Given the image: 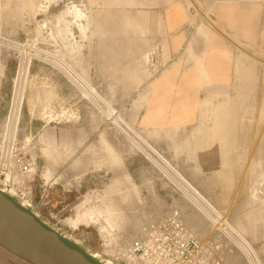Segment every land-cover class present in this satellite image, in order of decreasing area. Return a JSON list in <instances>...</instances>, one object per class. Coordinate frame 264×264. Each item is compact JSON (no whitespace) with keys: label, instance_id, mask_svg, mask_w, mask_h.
I'll return each instance as SVG.
<instances>
[{"label":"crops","instance_id":"obj_1","mask_svg":"<svg viewBox=\"0 0 264 264\" xmlns=\"http://www.w3.org/2000/svg\"><path fill=\"white\" fill-rule=\"evenodd\" d=\"M79 6L72 4L71 11ZM83 6V23L74 15L69 21L74 33L55 34L66 46L70 74L80 76L93 98L98 91L121 123L143 131L170 160L185 157L188 169L214 167L221 149L207 139L238 138L237 130L224 135L206 128L221 100L230 99L232 122L244 119L239 116L246 108L247 122L264 123V0H85ZM12 64L0 43V110ZM39 75L60 99L57 71L40 66ZM43 93L46 103V88L40 99ZM104 123L88 109L81 119L36 128L38 160L51 181L68 184L121 163L122 135ZM247 136L260 139L258 153L264 154V125L262 133ZM149 179L151 185L158 180Z\"/></svg>","mask_w":264,"mask_h":264},{"label":"rangeland","instance_id":"obj_2","mask_svg":"<svg viewBox=\"0 0 264 264\" xmlns=\"http://www.w3.org/2000/svg\"><path fill=\"white\" fill-rule=\"evenodd\" d=\"M84 3L85 0H0V43L13 60L9 91L0 110V137L4 135V127L15 130L16 153L31 162L23 183L13 184L14 190L23 193L30 202L46 199L41 198L44 189L47 196L53 190L69 194L66 201L53 208L45 207L42 213L74 237L89 239L96 252L121 264H126L122 248L140 240L147 229L174 210L179 211L200 240L219 243L222 264H264V154L258 153L263 150L258 146L260 139L247 136L262 133L264 123L247 122L246 108L239 116L244 119L232 122L230 99L221 100L214 106L215 115L205 123L206 128L224 135L239 130V138L207 139L218 151L221 149L212 169H188L185 157H181L183 162L170 160L143 131L121 123L98 91L93 98L82 87L80 76L70 74V57L62 52L65 47L61 38L56 41L55 34L74 33L69 21L74 15L83 23ZM72 4L80 5L77 12L71 11ZM7 21L13 24H6ZM27 61L28 72L16 80L20 64L25 67ZM54 62L58 69L53 68ZM45 65L59 74L60 99L52 97L49 82L40 80L39 68ZM16 87L23 95L17 119L12 110ZM45 88L46 103L44 93L40 99V90ZM88 109L103 117L107 129L122 135L121 163L90 171L68 184L54 183L38 160L34 144L36 128L49 120L63 123L81 119ZM248 142L252 144L250 147ZM231 149L236 152H227ZM221 162L223 169L219 168ZM151 177L158 178L157 184H150ZM198 205L203 206L201 210ZM88 211L100 220L94 222L97 219L93 217L90 222L82 220L73 226L78 215ZM82 229L93 234L75 235Z\"/></svg>","mask_w":264,"mask_h":264},{"label":"water","instance_id":"obj_3","mask_svg":"<svg viewBox=\"0 0 264 264\" xmlns=\"http://www.w3.org/2000/svg\"><path fill=\"white\" fill-rule=\"evenodd\" d=\"M53 200L30 202L0 186V264H121L46 217L42 211Z\"/></svg>","mask_w":264,"mask_h":264},{"label":"built area","instance_id":"obj_4","mask_svg":"<svg viewBox=\"0 0 264 264\" xmlns=\"http://www.w3.org/2000/svg\"><path fill=\"white\" fill-rule=\"evenodd\" d=\"M15 141L16 131L11 128L7 133L4 127L0 137V186L4 188L23 183L31 166L30 159L16 153ZM45 197L46 189L41 193ZM219 248L216 240H200L174 210L147 229L140 240L126 244L122 254L126 264H222Z\"/></svg>","mask_w":264,"mask_h":264},{"label":"bare ground","instance_id":"obj_5","mask_svg":"<svg viewBox=\"0 0 264 264\" xmlns=\"http://www.w3.org/2000/svg\"><path fill=\"white\" fill-rule=\"evenodd\" d=\"M60 27V26H59ZM66 29V28H65ZM61 30H63V29H61ZM68 31V30H67ZM58 33H60V32H58ZM64 37H66V36H64ZM67 41V40H66ZM70 41V40H69ZM63 43V42H62ZM66 47V46H65ZM147 60V59H146ZM22 62V61H21ZM28 61H27V63H26V66L24 67V65L21 63L20 64V67H19V70H18V78L16 79V80H20V78H23V75L24 74H26L27 72H28ZM22 76V77H21ZM21 96H23L22 95V93L21 92H18L17 91V87H16V89H15V95H14V103H13V107H12V110L15 112V115H16V119H17V117H18V112H19V109H20V104H21ZM232 112V111H231ZM235 112V111H234ZM243 122V121H242ZM224 125V124H223ZM237 125V124H236ZM239 125V124H238ZM231 127V126H230ZM236 127V126H235ZM7 128V127H6ZM233 128V127H232ZM238 129V128H237ZM243 129V128H242ZM228 131V130H227ZM239 131V130H238ZM7 132H8V130H7ZM233 132V131H232ZM240 132V131H239ZM239 138V137H238ZM236 140V139H235ZM230 145V144H229ZM139 146V145H138ZM141 149V148H140ZM168 164V163H167ZM169 165V164H168ZM166 171V170H165ZM167 172V171H166ZM187 183V182H186ZM178 184V183H177ZM180 184V183H179ZM188 185V184H187ZM179 186V185H178ZM189 186V185H188ZM180 188V187H179ZM182 190V189H181ZM184 193V192H183ZM186 195V194H185ZM198 195V194H197ZM187 196V195H186ZM188 197V196H187ZM200 198H202L201 196H200ZM192 200V199H191ZM202 200V199H201ZM199 201V200H198ZM191 202H193V204H194V201H191ZM206 203V202H205ZM197 206V205H196ZM199 206V205H198ZM200 207H203V206H199L198 208H200ZM204 209V208H203ZM213 209V208H212ZM110 210H112L113 211V208H111L110 207ZM200 210H201V208H200ZM111 211V212H112ZM115 211V210H114ZM113 211V212H114ZM206 211V210H205ZM116 212V211H115ZM115 212H114V214H115ZM93 212H91L90 213V211H88V213L87 212H83L82 214L80 213L79 215H78V217L76 218V220L73 222V226H77L78 224H79V222L80 221H85V222H90L91 220H92V218H93V220L94 219H97V220H95L94 222H97L98 220H100V217L98 216V217H95V214H94V216H93V214H92ZM116 214H117V212H116ZM115 214V215H116ZM110 215V214H109ZM114 216V215H113ZM117 216V215H116ZM211 217V216H210ZM117 219V218H116ZM115 220V219H114ZM114 222H116V220L114 221ZM112 224V223H111ZM113 226V225H112ZM114 226H117L118 227V225H114ZM114 228H116V227H114ZM113 229V228H112ZM115 230V229H114ZM109 245V244H108Z\"/></svg>","mask_w":264,"mask_h":264},{"label":"flooded vegetation","instance_id":"obj_6","mask_svg":"<svg viewBox=\"0 0 264 264\" xmlns=\"http://www.w3.org/2000/svg\"><path fill=\"white\" fill-rule=\"evenodd\" d=\"M69 194H66L62 191L59 190H53L50 191L48 196L46 198H53L54 200L50 203V205L48 206V208H53L55 206H57V204L63 203L64 201H66L69 198ZM36 201V199L34 200V202ZM45 210H43L44 213ZM83 233H92L93 232L89 229H82L80 231H78L75 235H80Z\"/></svg>","mask_w":264,"mask_h":264}]
</instances>
